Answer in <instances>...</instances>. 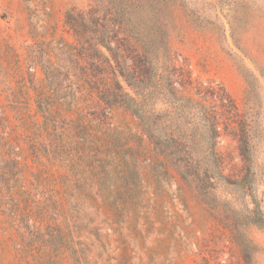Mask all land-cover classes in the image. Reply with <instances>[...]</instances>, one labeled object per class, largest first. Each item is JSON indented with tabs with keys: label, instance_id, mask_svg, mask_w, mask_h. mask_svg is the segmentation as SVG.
<instances>
[{
	"label": "rangeland",
	"instance_id": "1",
	"mask_svg": "<svg viewBox=\"0 0 264 264\" xmlns=\"http://www.w3.org/2000/svg\"><path fill=\"white\" fill-rule=\"evenodd\" d=\"M0 264H264V0H0Z\"/></svg>",
	"mask_w": 264,
	"mask_h": 264
},
{
	"label": "trees",
	"instance_id": "2",
	"mask_svg": "<svg viewBox=\"0 0 264 264\" xmlns=\"http://www.w3.org/2000/svg\"><path fill=\"white\" fill-rule=\"evenodd\" d=\"M126 103L129 107L132 108L136 116L141 120L143 123V127L145 130L146 135L149 137V140L152 144H154L155 148L158 150L160 156H163L164 159L169 162L172 168L177 172L178 175L182 177V179L188 183L196 184V189L202 197L204 203H207L208 198L211 196V191L208 187L204 186V182L212 181L215 178L222 179L227 181L226 177L223 174L221 165L218 163L215 148L212 147L210 152L208 153L209 158L212 160V166L204 161H199L197 156H193L194 153L187 149H181L180 145H175V137L174 133L170 134L166 130H160L157 128L159 122L151 123L149 118L143 115L137 106L135 105L136 101L134 98L127 97ZM15 104V109L18 112H22L27 116L28 119L34 120L35 115L31 114L32 111V103L31 102H19L16 101L13 103ZM152 125V129H147V125ZM174 143V144H171ZM242 153L246 157V159H250V149L248 147V141L246 138V134L242 135ZM246 178L242 180L245 183ZM209 205V204H208ZM260 210L256 209L251 212L253 215L257 216L260 220L259 215ZM253 224H259V221L253 219L251 221Z\"/></svg>",
	"mask_w": 264,
	"mask_h": 264
}]
</instances>
